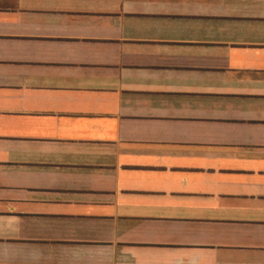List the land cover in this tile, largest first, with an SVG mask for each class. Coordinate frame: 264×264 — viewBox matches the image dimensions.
<instances>
[{"label": "crops", "instance_id": "crops-1", "mask_svg": "<svg viewBox=\"0 0 264 264\" xmlns=\"http://www.w3.org/2000/svg\"><path fill=\"white\" fill-rule=\"evenodd\" d=\"M0 264H264V0H0Z\"/></svg>", "mask_w": 264, "mask_h": 264}]
</instances>
